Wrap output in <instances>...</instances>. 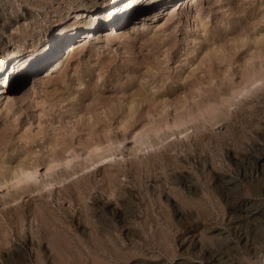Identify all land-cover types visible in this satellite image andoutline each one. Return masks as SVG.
I'll return each mask as SVG.
<instances>
[{
  "label": "rangeland",
  "instance_id": "rangeland-1",
  "mask_svg": "<svg viewBox=\"0 0 264 264\" xmlns=\"http://www.w3.org/2000/svg\"><path fill=\"white\" fill-rule=\"evenodd\" d=\"M104 1L0 0V56ZM143 2L122 39L101 27L47 84L15 63L0 89L1 178L77 156L53 185L1 189L0 264H264V86L229 111L264 75V0Z\"/></svg>",
  "mask_w": 264,
  "mask_h": 264
},
{
  "label": "bare ground",
  "instance_id": "bare-ground-1",
  "mask_svg": "<svg viewBox=\"0 0 264 264\" xmlns=\"http://www.w3.org/2000/svg\"><path fill=\"white\" fill-rule=\"evenodd\" d=\"M147 1V5L161 3L160 8L164 9V14H166L169 10L177 7L181 0H175L167 5H165V3L168 0ZM189 1L190 10L186 13L187 16H190L191 10L193 11L195 7H198L200 0ZM143 3V0H105L101 5L96 7H78L72 12V16L71 14L69 15L70 20H66V16L53 19L51 25L45 30L44 34L38 40L34 41L32 45L31 43H22L15 52L13 51L14 53L10 51L7 53V56H0V72L4 71L9 66L12 69L11 72H8L7 75H5L7 82L4 85L7 90L11 89L12 80L14 86L17 83V78L20 74L19 72L15 73L16 67H18L17 64L22 71L30 67V65L36 64L38 70L32 77L33 84L45 85L54 79L61 63L63 62L62 60L73 58L83 45L84 40L94 36V32L98 31L101 27H107L104 30V33L106 36H110V39H122L128 33L126 25L128 19L131 18V20H135V18H137L139 8ZM82 18L87 19L86 21H82ZM138 23H134L133 26L135 27L133 29L136 28ZM60 51L62 55L57 59L56 54ZM249 79L246 80L247 82L249 81V83L245 89L242 88L243 90L241 91H237V89L233 90L230 95L232 101L229 106V111H232L240 101L247 100L264 86V75L255 79ZM230 98H228V100ZM153 132L160 133L161 130L158 128H151V130L147 131L145 134H126L117 142L109 140L105 146H102V143L100 142L92 143L89 145L88 149H86V154L78 158H86L87 160H90L95 156L100 157L101 155H104V153H112L113 151L121 150L123 149L124 143L127 141L144 143L149 137H155ZM74 159L77 160V156L70 155L62 159L52 158L45 163V175L41 174L39 165H36L22 168L18 173H15L12 178L0 177V193L1 189H5L10 193L13 191H20L26 187L27 184L36 179L45 177L48 179L50 175L60 173L61 168H66V170L72 169L74 166ZM76 173L77 172L70 173L68 176H74ZM53 184L54 181L49 178L45 187Z\"/></svg>",
  "mask_w": 264,
  "mask_h": 264
},
{
  "label": "snow or ice",
  "instance_id": "snow-or-ice-1",
  "mask_svg": "<svg viewBox=\"0 0 264 264\" xmlns=\"http://www.w3.org/2000/svg\"><path fill=\"white\" fill-rule=\"evenodd\" d=\"M25 7H26V9H27V11L29 13L32 12V9L31 8H28L27 5ZM2 23H3V20H2V18H0V25H2ZM11 71H12V69L9 66L4 71L0 72V89H2L4 87V84H3V78H4V76L7 75V73L8 72H11Z\"/></svg>",
  "mask_w": 264,
  "mask_h": 264
}]
</instances>
